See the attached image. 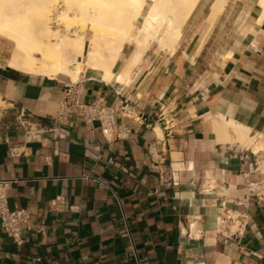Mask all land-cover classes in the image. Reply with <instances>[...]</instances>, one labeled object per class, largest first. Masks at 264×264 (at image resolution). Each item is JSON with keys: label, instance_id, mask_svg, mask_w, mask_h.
Returning a JSON list of instances; mask_svg holds the SVG:
<instances>
[{"label": "crops", "instance_id": "0c3cea01", "mask_svg": "<svg viewBox=\"0 0 264 264\" xmlns=\"http://www.w3.org/2000/svg\"><path fill=\"white\" fill-rule=\"evenodd\" d=\"M213 1L173 53L152 42L130 81L80 75L84 102L133 108L109 136L100 121H60L70 77L11 66L0 37V178L14 180L10 207L31 212L22 243L0 222V264H264V151L216 130L223 115L264 137L263 12L227 0L210 22Z\"/></svg>", "mask_w": 264, "mask_h": 264}, {"label": "bare ground", "instance_id": "6f19581e", "mask_svg": "<svg viewBox=\"0 0 264 264\" xmlns=\"http://www.w3.org/2000/svg\"><path fill=\"white\" fill-rule=\"evenodd\" d=\"M199 2L0 0V37L12 43L8 63L13 67L50 77L62 74L73 82L82 73L91 72L106 82L117 79L126 83L152 42L170 53L176 50L183 40V28ZM226 3L227 0L213 1L210 22L215 21ZM258 4L264 18V0ZM131 43L135 48L129 51L125 69L116 72L124 47ZM216 130L220 140L238 141L256 153L264 151V137L233 119L221 115L216 120Z\"/></svg>", "mask_w": 264, "mask_h": 264}, {"label": "built area", "instance_id": "2783aa9c", "mask_svg": "<svg viewBox=\"0 0 264 264\" xmlns=\"http://www.w3.org/2000/svg\"><path fill=\"white\" fill-rule=\"evenodd\" d=\"M53 24L56 26L57 21L55 20ZM116 113H120L125 117H132L133 108L123 99L120 100L119 105L112 106L106 105L102 98L84 102L82 100V82L78 80L76 82L72 81L71 85L64 89L60 100L58 119L60 121H67L72 116H78L90 126L95 121H100L103 133L109 136L115 132L114 125L112 124V115ZM164 127L167 133L170 134L172 124H165L164 120ZM13 182V179L0 178V222L6 233L15 242L22 243L25 241L24 229L31 220V212L22 207H10L8 192ZM58 200H52L51 205L57 207ZM232 219L236 220L237 226H240L244 220L238 217ZM220 224L222 227H226V220L223 219Z\"/></svg>", "mask_w": 264, "mask_h": 264}, {"label": "rangeland", "instance_id": "374dc122", "mask_svg": "<svg viewBox=\"0 0 264 264\" xmlns=\"http://www.w3.org/2000/svg\"><path fill=\"white\" fill-rule=\"evenodd\" d=\"M22 1L25 2V3H29V2H31V0H22ZM62 8H63V7H62ZM62 8H61V9H62ZM29 14L31 15V12H30ZM262 160H263V157H262ZM262 160H261V161H262ZM261 161H260V163H261ZM260 163H259V166H260ZM258 187H259V186H258ZM250 188H251V186H250Z\"/></svg>", "mask_w": 264, "mask_h": 264}]
</instances>
